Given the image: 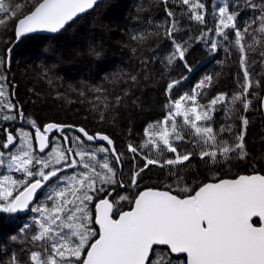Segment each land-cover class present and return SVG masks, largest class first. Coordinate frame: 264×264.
<instances>
[{"label":"trees","instance_id":"16d2710c","mask_svg":"<svg viewBox=\"0 0 264 264\" xmlns=\"http://www.w3.org/2000/svg\"><path fill=\"white\" fill-rule=\"evenodd\" d=\"M23 3L24 0H5ZM205 8L204 23L189 18L187 6L180 0H102L91 12L71 22L67 28L56 35H28L22 37L9 54L7 66V49L14 39V23L6 27L0 26V76H6V101L16 107L9 112H0V176L10 175L14 179H24L23 174L8 168V156L19 151L20 139L18 130L23 129L33 136L28 126L34 120L41 129L46 124L63 125V134L53 130L50 140L52 148H67L63 135L74 141L81 135L72 127H83L90 134L104 133L111 137L122 164H115L111 153H99L112 162L116 170L117 183L104 185V191L94 193L95 202L104 197L110 190H116L113 196L115 215L130 207L128 200L120 201L121 196L130 197V201L139 191L146 188H158L171 191L183 198L187 189L192 194L204 183L223 178H235L239 175H264V117L261 100L264 95V43L254 42L251 32L245 36V42L254 49L248 52L249 71L253 80L247 99L251 102L244 111L240 101L231 102L233 94L241 91L243 70L239 64V52L234 46V32L229 39L216 36L215 27L218 22V8L230 5V11L237 13V23L242 27L259 16V9L249 7L250 3L261 4L262 0H201ZM37 0L27 5L31 9ZM111 11L104 12L102 8ZM105 8V9H106ZM172 11L174 17L168 16ZM177 21L174 38L187 48L186 61L191 67L187 70L183 61L175 60L168 64L167 58L174 51L173 42L165 36V29L172 19ZM258 24L253 25V29ZM211 30V31H210ZM134 35H142L145 39L133 40ZM262 34L256 33L259 38ZM202 37V38H201ZM199 38V39H198ZM215 38L217 51H211L209 41ZM227 49V51H226ZM96 53V54H93ZM136 79L132 80L131 77ZM211 76L210 86L197 89L198 103L207 107L209 101L217 94L225 93L227 103H218L210 111L211 119L207 122L224 139L232 141L241 131L245 132V156L231 154L229 159L219 158L217 161L201 159L198 146L199 138L194 130L183 124V117L177 118L183 129L182 141L173 140L178 153L193 155L189 161L177 165H151L141 173L138 188L130 186L132 172L144 167L148 158H158L161 162L174 159L176 153L168 151L155 152L150 147L141 148L137 154L128 150V145L139 147L147 139L144 129L149 125H157L168 115L170 101L187 93L191 94L200 80ZM172 80L180 83L167 92V84ZM259 82V83H257ZM0 83H4L0 81ZM83 93V95H81ZM119 97V102L117 101ZM24 113L21 119L18 113ZM4 115H15V120H4ZM246 117L248 124H242L240 117ZM232 125V132L220 133L221 126ZM170 128V125H169ZM7 130V131H5ZM8 132L17 137L16 143L9 149L3 148ZM196 141V142H194ZM93 150L99 144L87 142ZM35 155L43 159L45 155ZM48 152V153H49ZM47 153V154H48ZM48 156V155H47ZM34 171L39 166H33ZM82 168L66 169L64 177H71ZM55 181L47 187L36 204L51 202L46 197L51 194ZM121 182L125 190L120 189ZM97 187H100L98 184ZM23 189L17 187L13 195ZM71 198V197H69ZM119 202V203H118ZM94 224V203H89ZM37 213L31 211L26 216L16 213H0V261L8 264L15 254L21 264H32V251H43L49 247L47 242L33 241L32 236L38 231L33 217ZM255 225L258 221L254 222ZM28 226L25 228V226ZM24 229L23 231H21ZM165 249H156V253ZM183 256L173 260L179 264Z\"/></svg>","mask_w":264,"mask_h":264},{"label":"snow or ice","instance_id":"6c2138e0","mask_svg":"<svg viewBox=\"0 0 264 264\" xmlns=\"http://www.w3.org/2000/svg\"><path fill=\"white\" fill-rule=\"evenodd\" d=\"M180 2L187 6L190 19L204 23L205 16L201 10L205 5L201 0ZM30 3L31 0H24L13 6L11 2L0 0V26L14 23L17 38L36 31L56 33L79 13L91 9L96 0H37L29 9L27 5ZM249 7L258 8L260 14L241 27L237 23V13L230 11V5L220 6L215 27L216 36H223L225 40L229 39L226 30L234 32L233 44L239 52L243 82L240 84L241 91L233 94L231 102L240 101L244 111L249 109L251 103L247 99L253 85L248 52L254 50L246 44L245 36L251 32L254 42L264 43V0L259 5L250 3ZM167 14L169 17L175 15L172 11ZM176 24L173 18L165 29V36L172 40L174 47L167 62L172 64L175 60L183 61L185 68L191 71L185 57L186 42H177L173 35L177 31ZM254 24H258L255 29ZM256 33L262 35L258 38ZM132 39L142 41L145 37L134 35ZM209 47L211 51H217L215 38L209 41ZM131 79L135 80L136 77ZM0 81L4 82L0 83V112L4 109L11 112L16 106L6 101V76H0ZM211 82L212 77L205 76L191 94L185 93L170 101L171 106L164 120L144 129L147 138L145 142L139 147L128 145V150L133 154L145 147L155 152L166 150L176 153L174 159L163 162L158 158L144 157V167L131 174L132 188H138L140 175L149 166L182 164L192 157V152L178 153L173 144V140L182 141L185 138L183 129L177 123L178 117H183V124L190 126L195 137L199 138L201 159L215 162L219 158L227 160L231 154L239 153L241 158L245 156L244 131L229 141L220 136L210 124L198 123L209 121L210 111L218 103L228 102L227 94L220 93L209 101L207 107L198 103L197 89L210 86ZM179 83L180 80L169 82L167 92L171 93ZM116 99L119 102L120 98ZM18 115L21 119L25 118L22 111ZM16 118L15 115L3 116L4 120ZM240 119L246 128L247 118L241 116ZM28 123L35 129V136L23 129L18 130L19 151L11 153L7 158L8 168L22 173L24 179L0 176V213L12 214L29 208L37 213L33 221L38 231L32 240L47 242L49 247H45L42 252L32 251V264H173V260L180 256L186 259L180 260L179 264H264V175H239L234 179L204 183L198 190H193L194 195L182 189L187 193L183 198L171 191L147 188L135 195L130 210L121 211L118 218H114V204L109 199H100L97 203L93 195L97 191L103 192L104 185L117 183V173L112 162L107 156L103 159L98 157L99 153L110 152L115 164H122L121 154L117 152L113 140L105 134H90L80 127L76 131L81 135L75 136L74 141L63 135L64 144L69 145L67 148L54 147L46 158L39 159L35 155L33 140L43 153L49 146L46 134L54 129L63 134L65 126L49 123L41 130L34 120ZM219 131L231 133L232 125L221 126ZM16 139V136L8 132L3 148L9 149L16 143ZM96 140L105 141L108 147L101 146L93 150L87 142ZM3 156L4 153L0 152V157ZM3 163L4 160L0 159V164ZM33 166H39V170L34 171ZM76 168H82V171L74 172L71 177L62 175L64 170ZM53 179L59 182L46 197L51 207L47 203L32 207L34 194L47 187ZM98 184L100 187H97ZM20 185H23V190L14 196V191ZM120 186L126 185L121 182ZM119 199L125 201L130 198L121 196ZM89 203H95L94 223L99 226L98 230L91 227L93 220ZM253 218L259 219V226L255 225ZM157 246H166V250L156 253ZM0 264L4 262L0 261ZM8 264H21V261L13 254Z\"/></svg>","mask_w":264,"mask_h":264},{"label":"water","instance_id":"95a60500","mask_svg":"<svg viewBox=\"0 0 264 264\" xmlns=\"http://www.w3.org/2000/svg\"><path fill=\"white\" fill-rule=\"evenodd\" d=\"M102 0H96V3L94 4V6L91 8V9H86L85 10V12H83V13H79L78 15H77V17H74L73 18V20L72 21H69V22H67L66 23V25L64 26V28L63 29H61L60 31H58V32H56V33H51V32H47V31H36V32H33V33H28V34H25V35H23L22 37H25V36H28V35H56V34H59L60 32H62V31H64L66 28H67V26L71 23V22H73V21H75L76 19H78V18H80V17H83L84 15H86V14H88L89 12H91L100 2H101ZM22 37H20V38H17L16 37V35H15V25H14V41L11 43V45L9 46V48L7 49V66H9V54H10V52H11V50L13 49V47L17 44V42L22 38ZM261 107H262V112H263V117H264V95H263V97H262V100H261ZM29 127V129L30 130H32L33 131V137L35 136V129H33L32 128V126H28ZM68 128H72L73 130H75L76 131V129H78L79 127H68ZM41 130H43V129H41ZM54 130H56V129H54ZM53 132V131H52ZM52 132L51 133H47L46 135H48V137H49V146L46 148V150L43 152V153H41L40 151H39V148H38V145L36 144V142H35V140H34V144H35V148H36V151H37V153L39 154V155H44L45 153H47L48 152V150L50 149V147H51V144H50V138H51V136H52ZM97 134V133H96ZM100 134H104V133H100ZM95 135V134H94ZM105 135H107V134H105ZM109 136V135H108ZM110 137V136H109ZM111 138V137H110ZM90 143H93V144H99V145H103V146H105V147H108V145H107V143L105 142V141H100V140H96V141H92V142H90ZM112 156V155H111ZM113 157V156H112ZM114 158V157H113ZM250 175H254V174H250ZM260 175H263V174H260ZM238 177V176H237ZM236 178V177H235ZM223 179H234V178H223ZM54 180V179H53ZM52 180V181H53ZM51 181V182H52ZM214 182H218V180H216V181H211V182H207V183H214ZM46 187H44V188H42L41 190H38V193L37 194H34V203L38 200V198L40 197V195L42 194V192H43V190L45 189ZM121 189H124V187H121ZM147 189V188H146ZM146 189H143V190H141V191H144V190H146ZM153 189H155V190H161V191H167V190H163V189H158V188H153ZM199 189V188H198ZM197 189V190H198ZM114 193H115V190H110L104 197H102V198H100V199H109L110 200V202H112L111 201V198L113 197V195H114ZM19 194V193H18ZM110 194V195H109ZM173 194V193H172ZM195 194V193H194ZM193 194V195H194ZM175 195V194H174ZM100 199H98L96 202L98 203L99 202V200ZM34 203H32V205L34 204ZM133 203H134V201H133ZM132 206H133V204H132ZM131 209V208H130ZM130 209H128V210H130ZM128 210H125V211H128ZM28 211H29V209H25V210H22V211H18L17 212V214H19V215H26L27 213H28ZM94 214H95V204H94ZM118 216H119V214L115 217V218H118ZM253 220H254V222H256V221H258V224L256 225V226H259V224H260V221H259V219L258 218H253ZM95 224V223H94ZM95 227L97 228V230H98V228H99V226L98 225H95ZM156 249H165L166 250V246H157V248ZM85 255H86V253H85ZM184 257V256H183ZM185 259H186V257H184Z\"/></svg>","mask_w":264,"mask_h":264},{"label":"rangeland","instance_id":"374dc122","mask_svg":"<svg viewBox=\"0 0 264 264\" xmlns=\"http://www.w3.org/2000/svg\"><path fill=\"white\" fill-rule=\"evenodd\" d=\"M112 7H114V4L111 3V4H110V10L107 9L106 7L102 8V9H104L103 11L107 13L108 11H111V10H112V9H111ZM105 8H106V9H105ZM169 125H170V123H169ZM47 155H48V154H45V156H43V157L46 158ZM44 158H43V159H44ZM54 181H55V179H54L49 185H51ZM49 185H48L47 187H49ZM89 212H90V214L92 215V213H91V209H90V208H89ZM91 227H92V225H91ZM21 261H22V262H25V259H24L23 256H21Z\"/></svg>","mask_w":264,"mask_h":264},{"label":"flooded vegetation","instance_id":"af4514ba","mask_svg":"<svg viewBox=\"0 0 264 264\" xmlns=\"http://www.w3.org/2000/svg\"><path fill=\"white\" fill-rule=\"evenodd\" d=\"M121 190H125V187H124V189H121ZM114 196V195H113ZM127 196H129L128 194H127ZM130 198V197H129ZM111 201H112V203H113V197H112V199H111ZM133 201H134V198H132V200H131V204H130V207H132V204H133ZM128 202H130V199L128 200ZM130 207H123V211L124 210H126V209H129ZM116 216V215H115ZM115 218V217H114ZM180 258V257H179ZM184 258V257H183Z\"/></svg>","mask_w":264,"mask_h":264}]
</instances>
